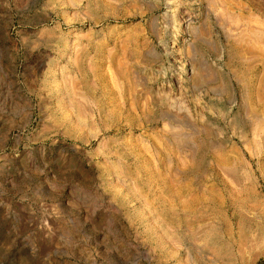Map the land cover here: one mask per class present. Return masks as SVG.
<instances>
[{"label":"rangeland","instance_id":"rangeland-1","mask_svg":"<svg viewBox=\"0 0 264 264\" xmlns=\"http://www.w3.org/2000/svg\"><path fill=\"white\" fill-rule=\"evenodd\" d=\"M163 1L0 0V264H264V0Z\"/></svg>","mask_w":264,"mask_h":264},{"label":"bare ground","instance_id":"bare-ground-1","mask_svg":"<svg viewBox=\"0 0 264 264\" xmlns=\"http://www.w3.org/2000/svg\"><path fill=\"white\" fill-rule=\"evenodd\" d=\"M178 4V3H177ZM191 5V4H190ZM163 7H164V12H163V18L166 20V38L162 41H160V45L165 46V47H170L171 50L174 49V46L176 45V34H177V29L179 27L176 19H175V9H177L175 1L174 0H164L163 1ZM186 12V11H185ZM189 15V14H188ZM192 15V14H191ZM197 15L189 16V20L184 24L186 26V29L189 32V38L187 40V44L189 47H191L192 54L194 57V60L196 56H199L202 52L204 42L197 38V35L195 36V30H194V25L196 22ZM183 29V28H182ZM186 30V31H187ZM197 30V29H196ZM184 32V31H183ZM204 39V38H203ZM184 40V39H183ZM159 42V41H158ZM157 42V43H158ZM186 42V41H185ZM211 42V41H210ZM210 47V46H209ZM163 49V48H162ZM176 49V48H175ZM190 50V49H189ZM165 51V50H164ZM174 51V50H173ZM179 52V51H178ZM177 52V53H178ZM191 53V51H190ZM168 55V54H167ZM166 55V56H167ZM190 57V56H189ZM188 57V58H189ZM191 61V60H190ZM192 63H196L195 61ZM201 63V62H200ZM164 64V63H163ZM198 64V63H197ZM194 65V64H193ZM192 65V67H193ZM196 65V64H195ZM156 68V67H155ZM159 68V67H158ZM195 68V67H194ZM160 69V68H159ZM199 69V68H198ZM168 70V69H167ZM192 70V69H191ZM193 71V70H192ZM163 72V71H162ZM157 75H162L161 71L156 70ZM191 73V72H190ZM154 74V73H153ZM177 74V73H176ZM193 74V73H192ZM196 74V73H195ZM151 75V73H150ZM191 75V74H190ZM205 82V81H204ZM178 101V100H177Z\"/></svg>","mask_w":264,"mask_h":264}]
</instances>
